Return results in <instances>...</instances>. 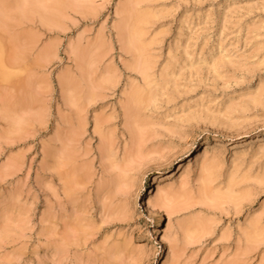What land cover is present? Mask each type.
<instances>
[{"label": "rangeland", "instance_id": "rangeland-1", "mask_svg": "<svg viewBox=\"0 0 264 264\" xmlns=\"http://www.w3.org/2000/svg\"><path fill=\"white\" fill-rule=\"evenodd\" d=\"M0 264H264V0H0Z\"/></svg>", "mask_w": 264, "mask_h": 264}, {"label": "bare ground", "instance_id": "bare-ground-1", "mask_svg": "<svg viewBox=\"0 0 264 264\" xmlns=\"http://www.w3.org/2000/svg\"><path fill=\"white\" fill-rule=\"evenodd\" d=\"M137 34H138V32L135 31V34H134V35H137ZM132 37H133V36H132ZM132 37H131V38H132ZM135 38H136V37H135ZM133 40H134V38H133ZM136 40H137V39H136ZM134 42H135V40H134ZM136 43H139V41L136 42ZM5 65H6V64L2 61V63H1V67L4 68ZM207 191H208L207 188H205V190H204V194H205L206 197L209 195V193H208Z\"/></svg>", "mask_w": 264, "mask_h": 264}]
</instances>
